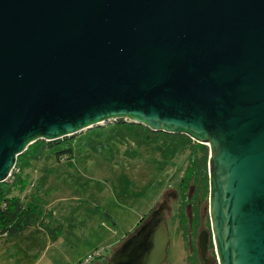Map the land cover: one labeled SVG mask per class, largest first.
<instances>
[{"label":"water","instance_id":"95a60500","mask_svg":"<svg viewBox=\"0 0 264 264\" xmlns=\"http://www.w3.org/2000/svg\"><path fill=\"white\" fill-rule=\"evenodd\" d=\"M118 121L207 146L218 264H264V0H0V183ZM168 208L103 264H163Z\"/></svg>","mask_w":264,"mask_h":264},{"label":"rangeland","instance_id":"374dc122","mask_svg":"<svg viewBox=\"0 0 264 264\" xmlns=\"http://www.w3.org/2000/svg\"><path fill=\"white\" fill-rule=\"evenodd\" d=\"M95 130L98 128L87 135L91 149H78L73 159L58 160L47 152L28 159L22 168L27 182L23 197L35 194L42 177L51 174L42 200L53 211V224L62 227L59 240L49 245L35 264H79L96 251H103V257L91 264H103L111 250L135 233L143 215L162 203L167 192H179L188 150L166 161L160 144L138 148L132 136H127L128 141L114 140L108 149L97 144L105 141ZM208 200L201 205L207 217ZM169 247L171 258L181 260L180 240L174 237ZM212 253L216 254L215 248ZM0 264L17 262L7 251L0 252Z\"/></svg>","mask_w":264,"mask_h":264},{"label":"trees","instance_id":"16d2710c","mask_svg":"<svg viewBox=\"0 0 264 264\" xmlns=\"http://www.w3.org/2000/svg\"><path fill=\"white\" fill-rule=\"evenodd\" d=\"M95 132L101 133L105 141V143L99 141L97 144H104L108 149L111 148L110 144L114 140L132 139L134 141V138L138 148L160 144L161 157L166 161L174 159L181 151L188 150L189 157L178 192L179 200L200 202L201 205L208 200L209 148L207 146L198 144L185 135L153 133L146 127L123 121L105 128H98ZM90 133L92 132L57 142L35 143L18 158L9 181L0 183V252L10 251L17 264H35L47 247L58 241L62 234V227L53 224V212L47 202L42 200V194L45 192L47 183L50 182L51 174L42 177L35 194L32 192L29 196L23 197L21 195L27 184L23 178V166L28 159L42 157L47 152L58 160L68 157L73 159L78 149L79 152L85 148L91 149L90 143L86 142L89 139L87 135ZM74 146H76L75 149ZM152 211L142 217L134 232L147 220Z\"/></svg>","mask_w":264,"mask_h":264},{"label":"flooded vegetation","instance_id":"af4514ba","mask_svg":"<svg viewBox=\"0 0 264 264\" xmlns=\"http://www.w3.org/2000/svg\"><path fill=\"white\" fill-rule=\"evenodd\" d=\"M173 194L174 192H167L162 203L166 201L169 206L164 211V216L171 237L170 244L174 237L180 240L182 257L177 261L171 258L170 251H168L163 264H216V254L212 253L215 245L211 222L205 215V208L200 207V202H182L179 200V194L175 193V198ZM202 238L205 244L204 249L201 246ZM114 251L111 250L106 258H111Z\"/></svg>","mask_w":264,"mask_h":264},{"label":"built area","instance_id":"2783aa9c","mask_svg":"<svg viewBox=\"0 0 264 264\" xmlns=\"http://www.w3.org/2000/svg\"><path fill=\"white\" fill-rule=\"evenodd\" d=\"M102 252L103 251H96L95 253L87 256L79 264H91V263H93L96 259H99V258L103 257V253Z\"/></svg>","mask_w":264,"mask_h":264},{"label":"crops","instance_id":"0c3cea01","mask_svg":"<svg viewBox=\"0 0 264 264\" xmlns=\"http://www.w3.org/2000/svg\"><path fill=\"white\" fill-rule=\"evenodd\" d=\"M50 209H51V208H50ZM52 212H53V211H52ZM144 215H145V214H144ZM144 215H143V216H144ZM141 219H142V218H141ZM137 224H138V223H137ZM137 224H136V226H137ZM136 226H135V228H136ZM133 230H134V229H133ZM127 234H128V233H127ZM88 256H89V255H88ZM101 258H102V257H101Z\"/></svg>","mask_w":264,"mask_h":264}]
</instances>
